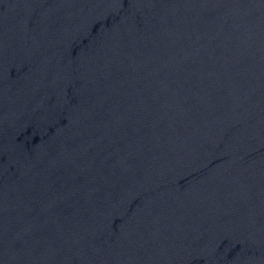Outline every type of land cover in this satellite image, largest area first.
Here are the masks:
<instances>
[{"label":"water","instance_id":"1","mask_svg":"<svg viewBox=\"0 0 264 264\" xmlns=\"http://www.w3.org/2000/svg\"><path fill=\"white\" fill-rule=\"evenodd\" d=\"M0 264H264V0H0Z\"/></svg>","mask_w":264,"mask_h":264}]
</instances>
